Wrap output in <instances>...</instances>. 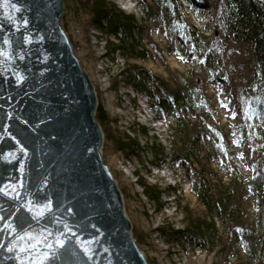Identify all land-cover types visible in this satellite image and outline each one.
I'll return each mask as SVG.
<instances>
[{
    "label": "water",
    "instance_id": "obj_1",
    "mask_svg": "<svg viewBox=\"0 0 264 264\" xmlns=\"http://www.w3.org/2000/svg\"><path fill=\"white\" fill-rule=\"evenodd\" d=\"M64 14L0 0V264H149Z\"/></svg>",
    "mask_w": 264,
    "mask_h": 264
},
{
    "label": "rangeland",
    "instance_id": "obj_2",
    "mask_svg": "<svg viewBox=\"0 0 264 264\" xmlns=\"http://www.w3.org/2000/svg\"><path fill=\"white\" fill-rule=\"evenodd\" d=\"M111 1L125 12L134 14L139 23L143 22L146 27L143 42L149 51L147 60H126L118 53L110 54L108 36L94 27L82 0H63V23L76 55L96 88L99 108L117 121L112 123V130L119 136L128 134L141 147L138 155L127 156L126 152L106 139L102 125L105 134L103 159L119 183L138 246L147 255L149 264H258V256L250 255L252 245L247 249L239 245L236 236L231 230L227 231L219 219H216L217 231L205 233L204 241L196 237L180 239L169 236L167 239L162 233L163 229L168 232L187 227L193 229L198 220L206 218L209 222L210 219L206 207L193 193L189 175L191 165L182 166L172 159V150L180 146V139L174 132L176 121L172 113H168L164 126L156 123L162 119L161 112L150 114L153 120L147 117L144 112L149 109L144 108L147 98L133 89L127 77L135 64L174 85L176 79H180L182 74L188 76L198 64L194 57L184 61L178 55L169 53L166 27L156 21L145 23L143 7L138 0ZM143 1L145 4L153 2ZM179 1L198 29L212 37L214 33L218 36L212 23L213 8L205 7L200 21L186 0ZM219 37L225 41L216 57L212 58V71L202 66L201 75L206 82V91L213 99L218 120L223 127L232 130L240 122L236 86L248 73L252 50L240 41L223 36V33ZM191 53L192 50H189L188 54ZM141 126L146 129V134L140 131ZM229 144L234 153V166L243 176L250 178L252 172L246 159L248 145L245 143L243 148L237 147L232 136L229 137ZM140 181L161 188L160 205L144 196ZM244 185L241 196L247 214L245 217L259 238L264 228V200H256L247 189L248 183Z\"/></svg>",
    "mask_w": 264,
    "mask_h": 264
},
{
    "label": "trees",
    "instance_id": "obj_3",
    "mask_svg": "<svg viewBox=\"0 0 264 264\" xmlns=\"http://www.w3.org/2000/svg\"><path fill=\"white\" fill-rule=\"evenodd\" d=\"M186 1L200 21L205 7L214 9L212 23L218 36L214 33L212 37L198 29L179 0H153L151 4L138 0V3L143 7L145 23L156 21L166 27L169 53L184 61L194 57L198 67L188 76L182 74L174 85L135 64L127 77L133 89L148 99L150 107L162 113L163 120L172 113L176 121L174 132L180 139V146L172 150V159L182 166L191 165L189 175L193 193L206 207L210 219L209 222L206 218L198 220L193 229L187 227L172 232L163 229L162 233L167 239L169 236L196 237L204 241L205 233L217 231L216 219H219L227 231L231 230L236 236L239 245L245 249L252 245L250 255L258 256V264H264V228L257 238L254 228L246 220L241 196L247 182L249 193L256 200H264V0ZM82 4L94 27L108 36L110 54L118 53L126 60L149 58L143 42L146 27L134 14L125 12L111 0H82ZM222 33L252 50L248 73L236 86L240 122L232 130L223 127L218 120L213 99L206 91V82L201 75L202 66L212 71V58L225 41L219 37ZM189 50H192L191 54H188ZM221 103L225 104L223 100ZM96 118L103 125L108 141L129 157L138 155L141 150L138 142L128 134L119 136L112 130L111 125L117 122L116 119H111L101 107ZM140 131L146 134L143 126ZM230 136L237 147L248 145L246 159L252 172L250 178L243 176L233 164ZM139 185L148 200L160 205L161 188L142 181Z\"/></svg>",
    "mask_w": 264,
    "mask_h": 264
}]
</instances>
